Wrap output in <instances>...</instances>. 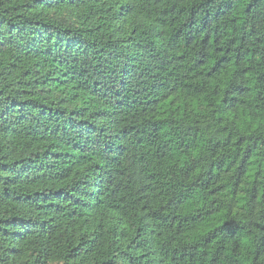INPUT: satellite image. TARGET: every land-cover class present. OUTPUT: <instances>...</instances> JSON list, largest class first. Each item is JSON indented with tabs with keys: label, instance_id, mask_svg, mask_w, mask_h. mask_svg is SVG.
<instances>
[{
	"label": "trees",
	"instance_id": "trees-1",
	"mask_svg": "<svg viewBox=\"0 0 264 264\" xmlns=\"http://www.w3.org/2000/svg\"><path fill=\"white\" fill-rule=\"evenodd\" d=\"M0 264H264V0H0Z\"/></svg>",
	"mask_w": 264,
	"mask_h": 264
}]
</instances>
